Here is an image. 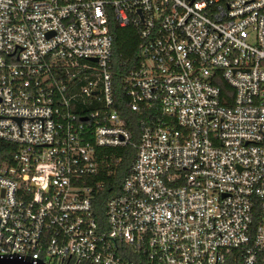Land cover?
<instances>
[{"label": "built area", "instance_id": "2783aa9c", "mask_svg": "<svg viewBox=\"0 0 264 264\" xmlns=\"http://www.w3.org/2000/svg\"><path fill=\"white\" fill-rule=\"evenodd\" d=\"M0 142V259L264 264V0H0Z\"/></svg>", "mask_w": 264, "mask_h": 264}, {"label": "trees", "instance_id": "16d2710c", "mask_svg": "<svg viewBox=\"0 0 264 264\" xmlns=\"http://www.w3.org/2000/svg\"><path fill=\"white\" fill-rule=\"evenodd\" d=\"M109 29L112 36V52L114 62L135 60L141 44L136 31L132 28L118 27L113 19H110ZM115 71L116 72L113 79V87L116 95L115 107L120 116L125 118L127 128L132 131V133H135L137 131L140 115L128 110L127 100L119 88V81L123 72L117 66ZM12 150H14V146L0 142V162L8 160L10 157V152H13ZM111 152L115 154L114 157H121L122 160L117 168L116 174L105 180L103 189L97 194L96 199L93 202L94 216L100 225H104L105 221L104 205L110 197L118 192L121 180L124 176L126 168L128 167V164L130 163V157L134 153L130 148H117L111 150ZM224 264L242 263L237 258H235L234 255H232Z\"/></svg>", "mask_w": 264, "mask_h": 264}, {"label": "water", "instance_id": "95a60500", "mask_svg": "<svg viewBox=\"0 0 264 264\" xmlns=\"http://www.w3.org/2000/svg\"><path fill=\"white\" fill-rule=\"evenodd\" d=\"M0 264H33L32 262L29 261H23V260H19V259H0ZM35 264H39V263H35Z\"/></svg>", "mask_w": 264, "mask_h": 264}]
</instances>
